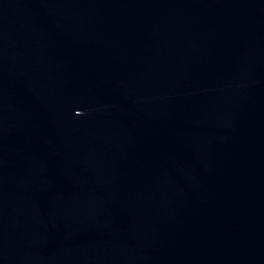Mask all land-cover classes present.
Returning <instances> with one entry per match:
<instances>
[{"label": "water", "instance_id": "water-1", "mask_svg": "<svg viewBox=\"0 0 264 264\" xmlns=\"http://www.w3.org/2000/svg\"><path fill=\"white\" fill-rule=\"evenodd\" d=\"M0 264H264V0H0Z\"/></svg>", "mask_w": 264, "mask_h": 264}]
</instances>
